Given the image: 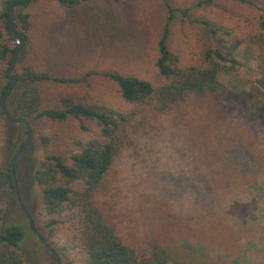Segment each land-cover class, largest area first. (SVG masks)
<instances>
[{
    "label": "rangeland",
    "instance_id": "1",
    "mask_svg": "<svg viewBox=\"0 0 264 264\" xmlns=\"http://www.w3.org/2000/svg\"><path fill=\"white\" fill-rule=\"evenodd\" d=\"M168 1L184 9L197 0ZM251 1L264 9V0ZM191 14L228 31L224 43L240 41L235 54L240 65L218 74L228 95L190 97L176 109L156 114L148 106L124 102L116 86L98 75L116 72L155 87L164 82L155 68L166 19L162 0H90L72 9L55 0L34 2L11 76L25 67L69 78L97 73L83 85H39L43 105L56 107L59 98L69 96L95 108L140 114L133 143L121 150L99 196L105 209L112 208L126 242H140L154 233L194 263L264 264V13L216 0ZM16 30L21 32L19 26ZM0 32L10 49H16L3 23ZM216 46L189 21L179 18L171 26L168 47L180 68L206 66L203 52ZM8 68L0 62V96ZM31 127V141L15 167L21 199L61 263L85 264L69 215L45 214L34 172L46 156L68 157L79 151L99 136L98 127L84 119L43 120ZM24 140L23 130L0 116L1 227L25 228L19 251L26 264H56L31 233L9 185L8 164ZM107 191L110 199L104 196ZM52 219L56 224L49 226Z\"/></svg>",
    "mask_w": 264,
    "mask_h": 264
},
{
    "label": "trees",
    "instance_id": "2",
    "mask_svg": "<svg viewBox=\"0 0 264 264\" xmlns=\"http://www.w3.org/2000/svg\"><path fill=\"white\" fill-rule=\"evenodd\" d=\"M10 1L4 0V7L0 10V23L6 27L8 38ZM36 1L38 0H21L15 4L14 23L15 27L19 26L21 29L19 39L23 42L27 38L24 31L29 27V8ZM55 1L64 8L72 9L90 0ZM232 1L253 6L264 13V9L251 0ZM215 2L216 0H197L194 5L181 9L171 5L168 0H162L166 19L157 43L155 68L164 82L158 87L144 79L116 72L98 75L116 86L124 102L135 106H148L156 114L174 110L190 97L228 95L229 91L218 81V74L231 71L240 65L235 57L240 41L224 43L222 37L228 36V31L207 20L193 18L191 14L192 9L209 7ZM179 18L197 25L204 37L219 43V46L209 47L203 52L206 66L180 68L177 65V58L170 52L168 42L171 26ZM261 27L264 29V21ZM0 40V62H7L9 67L15 49H10L1 32ZM95 74L97 73H86L80 78L58 77L25 67L12 76L16 85L6 104L13 119L24 118L30 125L43 120L65 122L68 119H84L93 121L99 130L98 137L88 140L81 145L79 151L68 157L53 154L38 163L34 179L41 187V202L45 214L49 217L69 215V223L74 227L78 245L85 255V264H198L181 255L176 249L166 246L163 239L154 233L140 242H126L119 235L112 208L105 209L99 202V196L106 189L105 183L115 160L123 148L133 143L135 119L140 114L126 115L105 107L95 108L69 96L59 98L56 107L43 105L39 85H83ZM9 85L7 81L2 88L0 101ZM0 116H3L1 108ZM14 128L22 129L25 135L23 126L14 125ZM41 140L43 144H47L46 138L42 137ZM23 143L24 141H20L14 154ZM7 170L9 185L14 191L10 162ZM104 196L111 198L108 191ZM1 221L0 211V227ZM54 224L56 220L52 219L49 226ZM24 233L25 228L20 225L1 227L0 264H26L19 251Z\"/></svg>",
    "mask_w": 264,
    "mask_h": 264
},
{
    "label": "water",
    "instance_id": "3",
    "mask_svg": "<svg viewBox=\"0 0 264 264\" xmlns=\"http://www.w3.org/2000/svg\"><path fill=\"white\" fill-rule=\"evenodd\" d=\"M21 0H11L9 3V26H8V31H9V35L10 37L13 39V43L15 45H17V48L15 49L12 59H11V63L9 68L5 71L4 73V78L6 79V81H8L10 83V85L8 86V88L5 90L1 101H0V108L2 111V114L4 116V118L6 119L7 123L10 125H21L23 126L24 130H25V140L23 145L16 151V153L14 154V156L11 158L10 160V172L12 175V180H13V186H14V193L16 196V200L18 202V206L21 210V212L23 213V215L25 216L26 220H27V224L28 227L31 231V233L37 238L38 242L42 245V247L49 253V255L55 260L56 264H62L61 260L57 254V252L55 251V249L51 246L50 243H48L46 241V239L38 232V230L35 227L34 221L32 216L30 215V213L27 211V209L25 208L23 201L21 199L20 196V192H19V187L17 184V180H16V172H15V167H16V162L18 160V158L23 154V152L26 150V148L28 147L31 138H32V127L30 125V123L24 119H13L7 109V99L9 98V96L12 94L15 85H16V80L11 76L14 67H15V63L16 60L18 58V54L23 46V41H21L19 39V34L16 30L15 27V23H14V10H15V4Z\"/></svg>",
    "mask_w": 264,
    "mask_h": 264
}]
</instances>
